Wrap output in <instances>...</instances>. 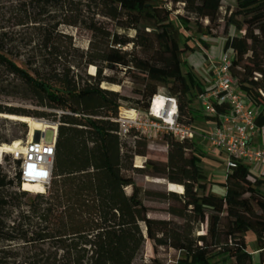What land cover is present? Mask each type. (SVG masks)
Listing matches in <instances>:
<instances>
[{"label": "trees", "instance_id": "16d2710c", "mask_svg": "<svg viewBox=\"0 0 264 264\" xmlns=\"http://www.w3.org/2000/svg\"><path fill=\"white\" fill-rule=\"evenodd\" d=\"M20 12L13 25L28 26L39 22L38 17L48 13L50 7L61 0H16ZM154 0H98L101 16L114 21L129 22L119 27L136 29L132 39L114 40V46L101 51V60L108 65L120 66L125 71L134 68L145 78L136 91L140 98L132 100L131 107L146 110L150 98L158 93L157 85L169 87L178 105V120L190 125L198 111L193 107L201 85L181 72L185 65L180 45L181 31L174 25H161L164 18L154 12ZM183 3L186 15H177L185 28L194 33H207L211 24L220 17L222 0H167ZM237 6L224 18L223 50L235 51L230 72L252 102L261 106L256 125L264 126V0H236ZM194 17L191 22L188 18ZM202 19H207L203 24ZM152 22L146 32L137 25ZM190 27L187 24H190ZM33 27L39 42L38 50L55 49V27L46 30ZM241 36L229 33L230 27L242 30ZM97 27L94 29L96 30ZM42 30V31H41ZM132 42L130 51L115 47ZM14 32L0 24V94H12L11 85L29 86L43 92L51 107L69 113L59 115L55 154L51 179L46 194L29 196L19 190V183L10 178L0 165V264H133L144 244L141 223L153 246L183 249L184 258L175 264H212L211 259L232 251L235 261L253 264L246 250L245 234L252 231L261 249L260 261L264 264V175H257L249 167L239 164L228 170L223 182L224 193L204 192L207 179L201 169L200 157L194 141L175 140L165 134L167 144L166 165L153 166L169 183L181 185L182 193L146 189L137 184L133 174L143 173L144 167H134L136 156H144L147 141L136 131H130L133 143L121 142L118 125L112 120L117 115L121 100H129L116 91L100 87L103 81L101 68L90 75L93 83L78 88L71 96L46 91L51 88L39 69H32L36 81L11 61L17 55ZM28 43V44H30ZM39 65L49 67L46 59ZM34 62H29L30 68ZM89 63H93L89 61ZM246 64L249 66L246 68ZM40 67V68H41ZM41 74V75H40ZM41 90V91H40ZM18 92V91H17ZM21 92V91H20ZM41 104V103H40ZM225 105L216 106V113L227 111ZM0 113L29 116L25 109L0 104ZM48 117L54 113L36 112ZM214 120L213 116H205ZM4 121H8L4 119ZM22 129L27 125L17 122ZM245 167L244 183L237 169ZM125 187H130L128 194ZM145 200L168 202L167 212L180 221L158 225L148 222ZM153 264H160L153 259Z\"/></svg>", "mask_w": 264, "mask_h": 264}, {"label": "rangeland", "instance_id": "374dc122", "mask_svg": "<svg viewBox=\"0 0 264 264\" xmlns=\"http://www.w3.org/2000/svg\"><path fill=\"white\" fill-rule=\"evenodd\" d=\"M156 7L154 12L158 18H164V22L161 25H174L181 31L180 45L189 51H201L203 56L208 60L211 58H217L223 46L225 37L222 30L224 25V18L227 17L230 11L237 6L236 0H222L219 10L221 20L216 24H211V29L207 33H194L192 30L184 27L183 22L177 15H186L183 10V3L173 2L167 0H154ZM49 12L38 17L39 22H29L28 26L13 25L14 17L16 13L20 12L18 9V2L16 0H0V24L4 25L7 30L14 32V37L17 39L14 51L16 53L15 58H11V61L25 73L31 76L32 80L36 81V75L32 69H39L42 73V77L46 78L45 74L47 68H51L52 74L49 75V79H45L51 88L46 91L60 94L63 97L71 96L78 88L90 86L93 83V79L90 75H94L96 69L101 68L102 75L113 79L115 82L103 81L101 87L104 89L116 91L119 95L127 97L129 100H121L120 103L124 108H129L133 105L132 100L140 98L136 93L141 88V82L145 78L144 74L137 69L131 68L127 71L120 66L108 65L101 60V51L107 49V47L114 46V40L132 39L136 35V29L119 27L120 22L126 24L129 19L123 18L122 21H114L110 18L101 16L100 2L98 0H61L58 4L48 8ZM191 22L194 17L188 18ZM203 24L207 23V19H202ZM32 25H39L46 30L55 27L53 41L55 49L50 50H38L39 48L31 49L34 42H39L40 39L35 35V29ZM190 24H187L190 27ZM152 26V22H142L137 25L138 29L148 31ZM97 27L96 30H94ZM245 26H242V30H235L234 27H230L229 33L232 35L241 36ZM42 31V30H41ZM29 39L34 42H29ZM30 43V44H28ZM212 54L209 53L207 47L211 46ZM35 47V46H33ZM115 47H119L123 50L130 51L132 42L125 45L116 44ZM183 52V53H184ZM181 54V59L186 57V54ZM46 59V63H50L49 67L39 66L42 63V56ZM185 60V59H184ZM29 68L28 63L34 62ZM92 61L93 63H89ZM249 64H246V68ZM41 67V68H40ZM181 72L189 79H194L191 66L185 63L180 67ZM45 71V72H44ZM41 75V74H40ZM193 76V78H192ZM198 81V80H197ZM196 81V82H197ZM35 83L29 86L16 87L11 85L10 89H13V93L9 95L0 94V104L11 107L25 109L30 112L28 117L38 120L46 121L50 124H58L59 115L63 113H69L63 111L57 107H51L45 95L34 89ZM158 94L165 95L169 92V87L157 85ZM18 91V92H17ZM21 91V92H20ZM41 103V104H40ZM193 107L198 111L197 116L192 119L190 126L198 133L194 139V143L197 147V152L200 157L199 165L207 176V179L203 181V191L212 192L216 195H222L224 193L223 187L219 185L223 182L228 170L226 169L225 155L213 149L207 140V134L211 131L213 123L208 120L203 112L198 109L197 96L193 103ZM36 112L54 113L56 116L41 117L36 116ZM2 114L18 115L15 113H0V145H10L15 140H25L26 134L29 130L22 129L19 124L12 121H4ZM52 131L47 129L45 132V140L51 141ZM121 142H126L127 145L133 143V137L126 135L120 137ZM166 143L164 139L159 137L153 141L148 142L146 154L141 157L138 163L143 165V173L133 174L134 180L137 184L153 190L168 191L167 186L169 182L166 176L162 173L152 171L153 166H165L166 165ZM8 177L12 178L7 173V170L12 171V162L9 160L8 155L3 156V162L0 164ZM247 167V166H246ZM237 175L246 184L252 182V178L246 176L245 167H239L237 169ZM130 189H127L129 192ZM178 191V188L175 187ZM183 190V187H182ZM45 191L44 194H46ZM29 196L33 197L35 194L29 193ZM145 205L148 207V221L153 224L164 225L173 221H180V219L171 216L167 212L168 202L157 200H146ZM257 215L264 218V212L258 211ZM141 227L144 229V244L141 252L137 258L133 261V264H153V259L160 264H174L176 260L184 258L183 249H189L184 245L180 250L168 248L164 246L154 247L152 240L149 239L147 233H145V224L141 223ZM246 250L251 254L253 264H262L260 261L261 252L256 244L255 235L252 231H248L245 234ZM232 251H228L220 256H216L211 259L212 264H244L245 262H237L234 257L231 256Z\"/></svg>", "mask_w": 264, "mask_h": 264}, {"label": "built area", "instance_id": "2783aa9c", "mask_svg": "<svg viewBox=\"0 0 264 264\" xmlns=\"http://www.w3.org/2000/svg\"><path fill=\"white\" fill-rule=\"evenodd\" d=\"M235 59V51L223 50L217 58H209L211 64V83L208 89L199 91L198 109L208 116L213 127L207 134L209 144L216 151L225 155L226 169L231 170L239 164L249 167L257 175H264V146L254 141V136L263 127L256 125V118L261 106L255 105L242 90L237 79L230 72L231 62ZM161 98L165 106L160 111L153 109L156 98ZM225 105L227 111L216 113V106ZM129 114L120 115L119 135L134 127L146 138L156 137L159 132H167L177 140H192L198 133L190 126L178 120L177 100L172 96L154 95L147 112L129 110ZM47 129L52 131L51 141L45 140ZM27 132L25 140L18 144L12 142V148L5 154L12 162V171L7 170L20 190L26 184L33 185L29 193L36 189H46L51 179L57 128L47 127L37 133V140H29ZM3 158L0 164H2ZM33 190V191H32ZM259 252L261 251L258 250Z\"/></svg>", "mask_w": 264, "mask_h": 264}, {"label": "crops", "instance_id": "0c3cea01", "mask_svg": "<svg viewBox=\"0 0 264 264\" xmlns=\"http://www.w3.org/2000/svg\"><path fill=\"white\" fill-rule=\"evenodd\" d=\"M211 48L212 45L206 48L209 51V53H207L208 55L212 54ZM220 49L221 51L219 55H217V57L220 56L221 52L223 51L222 44ZM184 53L186 54V57H184V59L186 63L189 64V66H191L192 72L194 74L193 76L196 79V81L198 80L197 82L201 85V90L208 89L211 83V64L209 59L206 60V58L203 56V53L201 51L186 50V52ZM254 141L259 146H264V129L256 133V135L254 136Z\"/></svg>", "mask_w": 264, "mask_h": 264}, {"label": "bare ground", "instance_id": "6f19581e", "mask_svg": "<svg viewBox=\"0 0 264 264\" xmlns=\"http://www.w3.org/2000/svg\"><path fill=\"white\" fill-rule=\"evenodd\" d=\"M163 100L161 98H156L154 103H153V109L154 110H158L160 111L162 108V106L164 107L165 104L162 102ZM161 108V109H160ZM3 115V119H6V120H10V121H14V122H22V123H25L27 125V128H29L28 132L30 133L29 134V140H33L34 139V133L35 131H43L45 128L47 127H53V128H56V125L55 124H50L46 121H43V120H38V119H35V118H31V117H28V116H23V115H11V114H2ZM20 141L19 140H15L14 143L15 144H18ZM12 148V145H8V144H1L0 145V163L2 161V158L4 155H6L5 153L7 151H9L10 149ZM32 187H34L33 185H28L26 184L24 186V190H30ZM169 189L171 190H175V187L178 188V191H181L182 190V187L181 185H176V184H172V183H169ZM33 191V190H32ZM37 192L41 191L40 188H37L36 189Z\"/></svg>", "mask_w": 264, "mask_h": 264}, {"label": "flooded vegetation", "instance_id": "af4514ba", "mask_svg": "<svg viewBox=\"0 0 264 264\" xmlns=\"http://www.w3.org/2000/svg\"><path fill=\"white\" fill-rule=\"evenodd\" d=\"M183 53V52H182ZM181 53V54H182ZM184 60V59H183ZM186 62V61H185ZM124 69V68H123ZM100 87H101V84H100ZM102 88V87H101ZM158 93H156V94H154V95H157ZM153 95V96H154ZM153 96L150 98V100H149V104H148V107H147V109L146 110H142V109H140V108H135V107H129V108H124L122 105L121 106H119L118 107V112H117V115L115 116V117H113L112 118V120L113 121H115L116 123H117V125H118V130L116 131V133H117V135L119 136V137H121V136H126V135H128V133L130 132V131H136L137 133H139V135H141L144 139H146V141H147V143L149 142V141H153V140H155V139H158L159 137H161L162 139H163V136L165 135V134H168L167 132H159L158 133V135H156V137H151V138H146V137H144L142 134H141V132L139 131V130H137L136 128H134V127H130V128H128L127 129V132L124 134V135H119L118 134V132H119V130H120V123H119V121H118V119H119V117H120V115H127V114H129V110H139V111H141V112H147L148 111V109H149V107H150V103H151V100H152V98H153ZM165 96H172V97H175L174 95H168V94H165ZM176 98V97H175ZM177 100V99H176ZM177 111H178V105H177ZM56 125V128H58V124H55ZM188 126H190V125H188ZM191 127V126H190ZM192 128V127H191ZM193 129V128H192ZM175 139V138H174ZM195 139V138H194ZM194 139H192V140H187V141H194ZM175 140H177V139H175ZM180 141V140H179ZM183 141V140H182ZM166 143V142H165ZM147 146H148V144H147ZM166 149H167V144H166ZM167 152V151H166ZM141 157H143V156H136L135 158H134V160H133V166L134 167H142L143 165H140L139 163H138V161H140V159H141ZM169 185V184H168ZM182 187V186H181ZM48 188V187H47ZM47 188L46 189H44V190H41V191H39V192H36V193H31V194H44L45 193V191L47 190ZM145 188V187H144ZM127 189H130V187H125V191L129 194L130 193V191H131V189L129 190V192L127 191ZM147 189V188H146ZM169 189V187L167 186V190ZM19 190H20V188H19ZM151 190H153V189H151ZM21 191H26L27 193H28V191L27 190H21ZM161 191V190H160ZM168 191H174V192H177V193H182V191L183 190H181V191H176V190H168ZM146 201V200H145ZM144 201V202H145ZM158 201V200H157ZM145 204V203H144ZM149 210V209H148ZM147 220H148V213H147ZM149 222V221H148ZM145 224V223H144ZM143 229V228H142ZM145 233H146V226H145ZM143 236H145V234H144V229H143ZM145 239V238H144ZM175 264V263H174Z\"/></svg>", "mask_w": 264, "mask_h": 264}, {"label": "water", "instance_id": "95a60500", "mask_svg": "<svg viewBox=\"0 0 264 264\" xmlns=\"http://www.w3.org/2000/svg\"><path fill=\"white\" fill-rule=\"evenodd\" d=\"M37 133H38V131H35V133H34V140H37V137H36ZM168 190H170V189H168Z\"/></svg>", "mask_w": 264, "mask_h": 264}]
</instances>
